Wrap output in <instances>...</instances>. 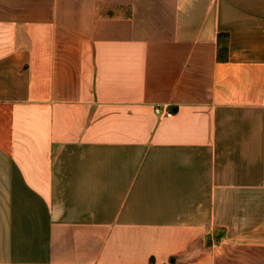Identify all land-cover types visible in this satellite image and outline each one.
Instances as JSON below:
<instances>
[{
	"label": "crops",
	"instance_id": "crops-1",
	"mask_svg": "<svg viewBox=\"0 0 264 264\" xmlns=\"http://www.w3.org/2000/svg\"><path fill=\"white\" fill-rule=\"evenodd\" d=\"M0 264H264V0H0Z\"/></svg>",
	"mask_w": 264,
	"mask_h": 264
},
{
	"label": "built area",
	"instance_id": "built-area-1",
	"mask_svg": "<svg viewBox=\"0 0 264 264\" xmlns=\"http://www.w3.org/2000/svg\"><path fill=\"white\" fill-rule=\"evenodd\" d=\"M155 112H156V114H159V113H160L159 108H156V109H155ZM164 115H165V116H169V115H170V111H165Z\"/></svg>",
	"mask_w": 264,
	"mask_h": 264
},
{
	"label": "trees",
	"instance_id": "trees-1",
	"mask_svg": "<svg viewBox=\"0 0 264 264\" xmlns=\"http://www.w3.org/2000/svg\"><path fill=\"white\" fill-rule=\"evenodd\" d=\"M223 50V48L222 49H220V51H222Z\"/></svg>",
	"mask_w": 264,
	"mask_h": 264
}]
</instances>
